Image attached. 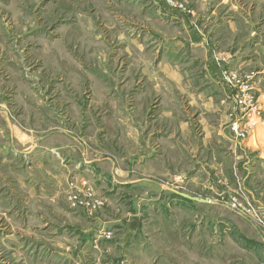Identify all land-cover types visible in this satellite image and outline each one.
Listing matches in <instances>:
<instances>
[{
    "label": "crops",
    "instance_id": "1",
    "mask_svg": "<svg viewBox=\"0 0 264 264\" xmlns=\"http://www.w3.org/2000/svg\"><path fill=\"white\" fill-rule=\"evenodd\" d=\"M185 1L194 15L165 0H0V150L42 179L39 188L18 180L28 202L49 196L69 222L139 226L166 206L189 222L215 202L165 185L217 200L238 162L260 202L250 148L227 125L237 110L221 59L264 79V0ZM70 178L109 199L107 220L69 208Z\"/></svg>",
    "mask_w": 264,
    "mask_h": 264
},
{
    "label": "rangeland",
    "instance_id": "2",
    "mask_svg": "<svg viewBox=\"0 0 264 264\" xmlns=\"http://www.w3.org/2000/svg\"><path fill=\"white\" fill-rule=\"evenodd\" d=\"M165 3L168 8L190 16L196 13L185 0H165ZM221 61L226 64L221 69V78L231 90L237 110L229 113L227 125L236 139L239 136L238 142L250 148L247 156L255 162L253 171L258 175L259 191L254 193L260 202L242 193L244 187L239 178L247 172L238 162L233 184L228 179H219L222 193L215 196L217 200L211 194L202 195L214 201L216 209L206 206L189 222H180L181 216L174 212V206L160 208L153 216L144 212L146 218L159 222H141L139 226H124L122 222H69L65 214L67 205L66 209L58 210L49 196H41L40 201V197L32 194L34 198L28 202L27 191L22 192L18 180L27 179L29 187L39 188L43 186L42 179L27 175L26 164L17 169L10 167L0 150V264H264V225L259 223L264 222V159L260 158L261 150L264 151V79L241 75L229 68L226 58ZM234 122L239 125L238 132L231 128ZM4 145L0 135V149ZM7 159L12 160L13 166L20 161L14 155ZM178 182L174 179L165 188L177 190ZM247 185L252 188L251 183ZM66 196L72 211L82 212L90 219L107 220L109 199L98 196L75 178L67 181ZM234 199L239 208L231 206ZM139 213L143 217V212ZM235 222H254L259 234L255 235L252 227ZM84 233L90 238L86 245L80 243ZM246 238H252L254 243L248 245ZM214 254L219 255L214 258Z\"/></svg>",
    "mask_w": 264,
    "mask_h": 264
},
{
    "label": "built area",
    "instance_id": "3",
    "mask_svg": "<svg viewBox=\"0 0 264 264\" xmlns=\"http://www.w3.org/2000/svg\"><path fill=\"white\" fill-rule=\"evenodd\" d=\"M237 121V120H236ZM232 130L234 131V132H238V128H239V125H238V123L237 122H234V124L232 125ZM244 136L242 135V138H243ZM237 139L239 140V136H237ZM245 191V192H244ZM242 193L244 194H246V195H248V193L246 192V190L244 189V188H242ZM74 199H77L76 197H74ZM234 202L232 203V207L233 208H239V206H238V201H237V199H234L233 200ZM261 225H264V222H259Z\"/></svg>",
    "mask_w": 264,
    "mask_h": 264
},
{
    "label": "water",
    "instance_id": "4",
    "mask_svg": "<svg viewBox=\"0 0 264 264\" xmlns=\"http://www.w3.org/2000/svg\"><path fill=\"white\" fill-rule=\"evenodd\" d=\"M172 191L175 192L176 194L180 195L181 197H184V198L189 199V200H193V201H197V202H201V203H208L209 202L206 199H200V198H197V197H192L190 195H187V194L182 193V192H178L176 190H172Z\"/></svg>",
    "mask_w": 264,
    "mask_h": 264
},
{
    "label": "bare ground",
    "instance_id": "5",
    "mask_svg": "<svg viewBox=\"0 0 264 264\" xmlns=\"http://www.w3.org/2000/svg\"><path fill=\"white\" fill-rule=\"evenodd\" d=\"M238 213V212H237Z\"/></svg>",
    "mask_w": 264,
    "mask_h": 264
}]
</instances>
